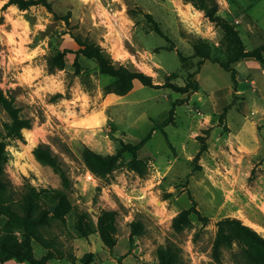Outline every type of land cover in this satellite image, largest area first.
Masks as SVG:
<instances>
[{
  "label": "rangeland",
  "instance_id": "obj_1",
  "mask_svg": "<svg viewBox=\"0 0 264 264\" xmlns=\"http://www.w3.org/2000/svg\"><path fill=\"white\" fill-rule=\"evenodd\" d=\"M49 1L57 15L71 13L69 24L44 6L4 9L8 0H0V87L33 124L22 131L23 139L6 140L5 176L18 193L35 187L41 208L50 214L56 196L71 205L64 221L55 220L44 231L55 244L48 264H118L120 257L124 264H160L159 246L178 248L184 264H217L212 246L216 223L225 217L241 219L264 236V62L249 57L231 63L235 84L230 72L205 60L194 97L193 91L151 88L139 81L126 95L106 94L113 79L101 74L96 62L80 56L82 70L76 75L71 67L75 55L67 54V69L50 72L49 55L78 50L72 34H79L104 48L115 63L151 76L154 84L177 73L180 78L172 82L184 86L187 74L200 68L193 57L197 40L225 63L237 47L221 25L183 0ZM217 2L218 16L234 27L246 51L264 45V0ZM146 14L169 41L153 31ZM9 123L0 105V139ZM151 132L139 151L148 164L145 176L128 168V153L107 178L96 177L83 161L86 147L115 154L123 143L137 144ZM40 144L57 156L68 185L36 158ZM186 209H192L189 223L176 232L173 220ZM103 210L117 213L113 248L103 244L98 231ZM196 211L208 221L203 223ZM134 221L143 224V235H131ZM23 238L0 209L1 246ZM46 244L33 240L37 259L48 253ZM237 251L224 250L221 264H235Z\"/></svg>",
  "mask_w": 264,
  "mask_h": 264
},
{
  "label": "trees",
  "instance_id": "obj_2",
  "mask_svg": "<svg viewBox=\"0 0 264 264\" xmlns=\"http://www.w3.org/2000/svg\"><path fill=\"white\" fill-rule=\"evenodd\" d=\"M164 1V0H158ZM186 4L191 3L196 9L204 12L205 16L213 22L221 25L226 35L235 43L237 52L227 62H222L219 59L212 58L210 55V45L203 40H197L194 43V58H199V67L204 64L205 60H210L218 63L224 70L232 75V80L237 84L236 69L231 68V63H237L244 58L255 57L259 61L264 62L262 52L264 45L257 51H246L239 34L233 26L224 22L219 16V4L217 0H183ZM44 6L54 14L56 19H61L67 24L70 23L71 13L68 12L64 16H59L53 11L52 3L49 0H8L4 5V9L9 6H16L19 10L25 11L32 6ZM147 20L152 24V29L161 37L169 41L168 36L161 29L151 14H146ZM72 39L79 46L78 50L64 49L62 52H53L47 59L48 70L67 69V54H74L75 59L71 65L74 73L79 75L82 70L78 58L83 56L88 60L97 63L101 74L109 76L113 81L104 88L106 94L126 95L133 90L134 82L139 81L143 86L151 88H170L175 92L189 93L198 91V82L193 80L201 70L198 68L194 73H188L186 76V84L179 86L172 80L180 78L177 73H172L168 76L163 84H154L153 78L138 70L131 69L128 66L115 63L104 48L95 42L84 38L79 34H72ZM202 47L205 48L203 52ZM172 50V49H171ZM180 60L185 65L186 58L178 53ZM186 67L183 66L184 74ZM0 105L7 112L10 123L6 126V133L0 139V209L1 212L13 223L17 228L21 229L24 238L21 242H16L13 245L1 246L0 241V264H5L8 261L14 260L19 263L26 264H48L50 259H53L52 248H54L53 238H47L44 235L46 228L51 227L55 220L64 221L65 216L70 212L71 205L66 198L56 196L51 202L55 205L60 199V204L56 207L55 212L50 214L47 209H42L40 205L41 193L33 186H27L25 191L18 193L12 186L11 182L5 176L4 167L9 161V153L7 152V139L16 138L23 139L22 131L31 129L33 124L30 119L23 118L20 114V109L15 105L14 100L8 97L0 87ZM228 105L223 113H226ZM168 120L165 122L168 125ZM155 131V128L152 132ZM152 132L137 144L123 143L121 149L115 154H100L86 147L82 152L83 161L88 170L99 178H107L118 167L121 155L128 153L131 155V160L128 163V168L140 176H145L148 173V164L146 161L139 158V151L145 146L152 136ZM35 156L41 162L52 167L61 177L63 184H69V178L63 170L56 155L53 154L50 147L45 144H40L35 150ZM52 192V191H51ZM192 213V209H186L180 212L173 220V229L176 232H181L187 225L188 217ZM199 215V219L206 223L207 217ZM115 211L103 210L98 220V231L103 244L108 248L115 246ZM216 237L212 246L211 258L217 264L223 261L224 250H232L237 248V253L233 254L235 264H264V236L255 230L253 227L245 224L241 219L235 217H225L217 221ZM132 236H140L145 232L144 226L140 221H134L131 224ZM89 234V233H88ZM86 235V234H85ZM35 239L45 240L48 253L42 258L37 259L33 252L32 242ZM90 255V254H88ZM157 255L160 264H184L180 250L172 246H159ZM118 264H124L123 258L118 259Z\"/></svg>",
  "mask_w": 264,
  "mask_h": 264
},
{
  "label": "crops",
  "instance_id": "obj_3",
  "mask_svg": "<svg viewBox=\"0 0 264 264\" xmlns=\"http://www.w3.org/2000/svg\"><path fill=\"white\" fill-rule=\"evenodd\" d=\"M204 65V64H203ZM202 65V66H203ZM202 69V68H201ZM201 71V70H200ZM200 73V72H199ZM199 73H198V75H199ZM198 75H197V77H196V79H197V82H198V88H200V86H199V80H198ZM238 88V87H237ZM199 90L200 89H198V91H196V92H194L191 96L192 97H194L195 96V94H198V92H199ZM238 93H241V90H239V91H237V94ZM231 94H233V89H232V91H229V95H231ZM211 100V99H210ZM209 100V101H210ZM211 102H213L212 100H211ZM223 106V105H222ZM5 264H26V263H19V262H16V261H14V260H11V261H8V262H6Z\"/></svg>",
  "mask_w": 264,
  "mask_h": 264
},
{
  "label": "water",
  "instance_id": "obj_4",
  "mask_svg": "<svg viewBox=\"0 0 264 264\" xmlns=\"http://www.w3.org/2000/svg\"><path fill=\"white\" fill-rule=\"evenodd\" d=\"M56 207H57L56 205H55V206H52V207L49 208V210H50L51 212H55Z\"/></svg>",
  "mask_w": 264,
  "mask_h": 264
},
{
  "label": "bare ground",
  "instance_id": "obj_5",
  "mask_svg": "<svg viewBox=\"0 0 264 264\" xmlns=\"http://www.w3.org/2000/svg\"><path fill=\"white\" fill-rule=\"evenodd\" d=\"M120 55V54H119ZM252 223V222H251ZM247 225H249V226H251L252 227V225H250V224H247Z\"/></svg>",
  "mask_w": 264,
  "mask_h": 264
}]
</instances>
